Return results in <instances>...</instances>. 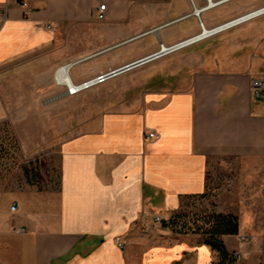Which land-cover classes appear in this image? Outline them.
Returning a JSON list of instances; mask_svg holds the SVG:
<instances>
[{
	"label": "crops",
	"instance_id": "crops-1",
	"mask_svg": "<svg viewBox=\"0 0 264 264\" xmlns=\"http://www.w3.org/2000/svg\"><path fill=\"white\" fill-rule=\"evenodd\" d=\"M102 3V31H120L131 13L129 0H26V14L17 0H0V122L8 115L7 74L36 65L49 79L56 67L90 55L70 57L82 51H65L63 37L91 31ZM168 12L173 15L159 25L185 13ZM180 20L156 31L165 45L199 30L197 21L194 28L168 29ZM122 60L108 57L77 72L76 63L70 77L79 83ZM254 76L197 74L190 88L150 94L134 111L103 114L95 129L61 143L55 190L0 189L10 197L0 208V264H212L218 254L202 239L179 238L161 222L184 197L204 191L209 160L264 156V102L254 104ZM150 131L156 136L144 138ZM240 235L239 229L222 236L230 253H244ZM116 238L125 240L124 248Z\"/></svg>",
	"mask_w": 264,
	"mask_h": 264
},
{
	"label": "rangeland",
	"instance_id": "rangeland-1",
	"mask_svg": "<svg viewBox=\"0 0 264 264\" xmlns=\"http://www.w3.org/2000/svg\"><path fill=\"white\" fill-rule=\"evenodd\" d=\"M260 2L233 0L205 11L202 17L206 22L230 19L257 7ZM129 4L131 13L120 29L123 39H116L120 31L114 27L102 31L104 26L99 20L91 24L90 33L81 28L78 38L65 32L63 49L82 51L81 55L70 57L93 54V50L99 52L136 37L78 63L73 71H83L108 57H121L123 64H127L157 51L159 35L141 34L173 15L168 11L183 13L190 9L185 0H129ZM195 22V17L189 16L169 25L168 29L194 28ZM198 32L200 28L195 34ZM140 53V57H134ZM55 69L49 79L36 65L9 73L3 79L8 115L0 122V189L55 190L59 146L69 138L95 129L103 114L134 111L150 94L188 89L197 74L249 72L254 76L264 71V15L74 94L55 84ZM254 99V104H262L258 98ZM9 199L7 193L0 192V208L8 205ZM212 213L234 215L240 236L246 238L239 246L244 253L233 264H254L256 257L259 263L264 250V156L209 160L204 191L184 197L166 221L170 218L173 221V230L169 227L172 235L201 239L194 231L208 228ZM234 240L230 237L226 242L232 246Z\"/></svg>",
	"mask_w": 264,
	"mask_h": 264
},
{
	"label": "built area",
	"instance_id": "built-area-1",
	"mask_svg": "<svg viewBox=\"0 0 264 264\" xmlns=\"http://www.w3.org/2000/svg\"><path fill=\"white\" fill-rule=\"evenodd\" d=\"M189 3V7L190 9L185 12L180 18H186L189 16H193L195 17L198 27L201 29L203 28L204 25V19L202 17V14L212 8L221 6L225 3L231 2L233 0H187ZM18 4L24 9V13H27V9H26V0H17ZM105 7L106 4L102 3L101 5H99L98 7V12L96 14L97 20L102 21L105 19ZM259 14H263L264 15V0H261L260 5H258L257 7H254L253 9H250L240 15H237L235 17H232L230 19L225 20L224 22L216 25L217 26H222V25H230V27L239 25V24H243L246 23L252 19H255L257 17H259ZM261 16V15H260ZM195 35L188 37L186 39L180 40L178 42H175L173 44L167 45V50L169 52H166V54L171 53L173 51L179 50L181 48H184L188 45H191L199 40H195ZM183 43H186L184 46L182 45ZM163 45L164 43L162 41H160L159 43V49L157 51H154L152 53H149L148 55H145L143 57H141L137 62L136 66H139L141 64H144L146 62L155 60L157 58L162 57L165 54H162L165 51H161L163 49ZM134 66V67H136ZM134 67L128 68L124 71L130 70ZM57 70L58 67L55 69L54 73H53V79L56 85L64 87L65 91L69 94H74L77 93L83 89L92 87L94 85L97 84H101L103 82H105L106 80L112 78L113 76L121 73H117L116 71H113L114 69H109L108 71L102 72L94 77L88 78L82 82H79L80 86L78 87V89L73 90L70 89L69 86L64 83L61 79H59V76L57 74ZM122 71V72H124ZM65 81V80H64ZM250 87H251V91H252V95L254 98H258L260 100H262L264 102V71L259 72L256 76L252 77L250 79ZM144 138H153L156 136V134L153 131L144 133ZM11 209H15V205L13 204L11 206ZM155 220H160V218L158 216L155 217ZM239 241L243 242L246 240V238L244 236H239ZM116 243L121 247L124 248L126 242L125 240H123L122 238H116L115 239ZM232 255L236 258L239 259L242 257V253L240 251H234L232 252ZM259 264H264V250H263V256L262 259L260 260Z\"/></svg>",
	"mask_w": 264,
	"mask_h": 264
},
{
	"label": "trees",
	"instance_id": "trees-1",
	"mask_svg": "<svg viewBox=\"0 0 264 264\" xmlns=\"http://www.w3.org/2000/svg\"><path fill=\"white\" fill-rule=\"evenodd\" d=\"M162 221L163 226L171 227L173 230V221ZM209 227L203 230H195L194 233L200 234L203 243L211 247L218 254L217 260L212 264H233L236 258L230 253L223 241L224 235H237L239 233V223L232 214L212 213L209 216Z\"/></svg>",
	"mask_w": 264,
	"mask_h": 264
},
{
	"label": "bare ground",
	"instance_id": "bare-ground-1",
	"mask_svg": "<svg viewBox=\"0 0 264 264\" xmlns=\"http://www.w3.org/2000/svg\"><path fill=\"white\" fill-rule=\"evenodd\" d=\"M260 15H263V14H259L258 16H260ZM230 25L228 24V25H222V26H217V27H206V26H204L203 28L200 29V32L195 34V39L193 41H195V40L201 41V40L206 39L208 37H211V36H213L215 34L221 33L223 31H226V30H228L230 28L235 27V26L230 27ZM236 26H238V25H236ZM185 44L186 43H183L182 45L184 46ZM167 49H168L167 45L164 44L163 45V49L161 51H165V52H163L162 54H166V52H169V51H166ZM70 67H71V63L59 66L58 70H57V74L59 76V79H61L64 83H66L69 86L70 89L76 90V89H78L80 84L72 81V79L70 77V72H69Z\"/></svg>",
	"mask_w": 264,
	"mask_h": 264
},
{
	"label": "water",
	"instance_id": "water-1",
	"mask_svg": "<svg viewBox=\"0 0 264 264\" xmlns=\"http://www.w3.org/2000/svg\"><path fill=\"white\" fill-rule=\"evenodd\" d=\"M180 19H181V18H177V19H175V20H173V21H170V22H167V23L161 24V25H159V26H156V27L150 29L149 31H146V32L142 33L141 35L148 34V33H150V32H156L157 30H159V29L162 28L163 26H166V25H168V24H170V23H173V22H175V21H178V20H180ZM139 36H140V35H139ZM137 37H138V36H137ZM134 38H136V37L130 38V39L125 40V41H122V42H120V43H118V44H115V45H112V46H110V47H108V48H106V49H104V50H101V51H99V52H95V53H93V54H90V55H88V56H85V57H83V58H80V59H78V60H76V61H73V62H71V66L74 65V64H76V63L82 62V61H84V60H86V59H88V58H90V57H92V56H94V55H97V54H99V53L102 52V51H107V50H109V49H111V48H114V47H116V46H118V45H120V44H122V43H125V42H127V41H129V40H132V39H134ZM138 61H139V60H135V61H132V62H130V63L124 64V65H122V66H120V67L115 68L113 71H116L117 73L122 72V71H124V70H126V69H128V68H131V67L136 66Z\"/></svg>",
	"mask_w": 264,
	"mask_h": 264
}]
</instances>
